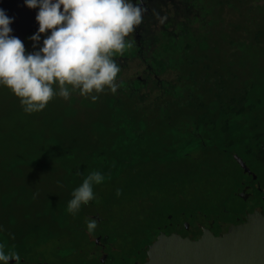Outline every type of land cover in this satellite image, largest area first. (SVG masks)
<instances>
[{"label":"flooded vegetation","instance_id":"1","mask_svg":"<svg viewBox=\"0 0 264 264\" xmlns=\"http://www.w3.org/2000/svg\"><path fill=\"white\" fill-rule=\"evenodd\" d=\"M56 1L26 53L67 135L7 154L6 264H144L163 234L264 216V0Z\"/></svg>","mask_w":264,"mask_h":264},{"label":"water","instance_id":"2","mask_svg":"<svg viewBox=\"0 0 264 264\" xmlns=\"http://www.w3.org/2000/svg\"><path fill=\"white\" fill-rule=\"evenodd\" d=\"M33 1L6 0V25H0V75L22 63L27 35L61 30L55 12L60 3L41 0L44 8L35 9ZM144 264H264V216L248 215L243 224L232 226L227 233H205L198 241L163 234L150 246Z\"/></svg>","mask_w":264,"mask_h":264},{"label":"rangeland","instance_id":"3","mask_svg":"<svg viewBox=\"0 0 264 264\" xmlns=\"http://www.w3.org/2000/svg\"><path fill=\"white\" fill-rule=\"evenodd\" d=\"M39 52L37 41L34 38H30L27 41V53L23 61L27 64L26 67L29 70L25 71L23 82L18 75L14 78L12 77L10 80L0 78V146L6 148V157H9L7 156L9 150L16 148L17 145H21L22 142H26L27 140L37 141L38 128L42 129L41 127L46 124V118L50 116L49 112L52 110L54 112L57 111L55 103L51 101L46 92L36 94L35 87L32 88V85H30L33 81L36 83L41 82L39 72L42 66ZM29 65H32V68ZM64 78L68 79V75H64ZM15 88H20L21 90L19 95L20 101L17 100L14 93L16 91ZM26 91L32 92L29 96H24ZM36 146L40 147L42 145L40 142H37ZM19 171L20 169H17V172ZM38 180L39 182L35 183ZM31 181L20 184L31 187L35 183L36 187H41L46 182L43 173L40 171L35 172V178H32ZM36 187L30 189L33 190ZM10 191L21 190H14L12 187ZM4 192H6V182L0 185V193ZM3 196L0 195V221H5L6 219V207L2 205L6 203V199ZM119 213L121 212L119 211ZM119 213L118 216L120 215ZM43 255L49 257V252L44 251ZM5 256L6 249L0 247V264H6L4 260ZM37 256L33 257L37 258Z\"/></svg>","mask_w":264,"mask_h":264},{"label":"trees","instance_id":"4","mask_svg":"<svg viewBox=\"0 0 264 264\" xmlns=\"http://www.w3.org/2000/svg\"><path fill=\"white\" fill-rule=\"evenodd\" d=\"M24 73L25 71L22 68H17L16 70H12L4 75H1L0 78H3L4 80H10L12 77L14 78L16 75L19 76L20 80L22 81L24 79ZM50 74V82L46 83L45 85V91L47 95L49 96L50 99L56 101L53 97V89L56 86V72L53 71L52 73L49 71ZM12 81V80H11ZM23 82V81H22ZM21 82V84H22ZM52 82V83H51ZM32 85V88L35 87L36 94L41 91L39 88L38 84L36 82L30 83ZM16 89V88H15ZM33 90V89H32ZM32 92V91H31ZM31 92L26 91L24 96H29ZM16 95V98L18 101L19 100V95L21 93L20 88H17L16 91L14 92ZM57 104V102H56ZM55 104V105H56ZM59 106H56V110L59 111ZM63 109V108H61ZM60 109V110H61ZM50 113V116L46 118V124L41 127L42 129L38 128L37 131V141H30L27 140L26 142H22V144H25V153L30 154L33 152V146L37 143L40 142L41 144L46 143V144H51L53 142H64L66 140V135H67V130L63 127L61 119L59 116L57 117L52 110ZM27 160L29 159L28 156L25 157ZM6 180V148H2L0 146V185L2 183V178ZM6 199V198H5ZM1 204V203H0ZM4 207H6V203L2 204ZM6 237V221H0V239ZM1 247V246H0Z\"/></svg>","mask_w":264,"mask_h":264}]
</instances>
